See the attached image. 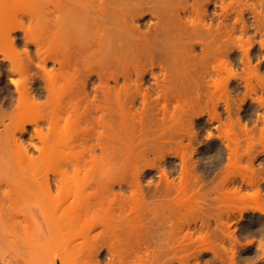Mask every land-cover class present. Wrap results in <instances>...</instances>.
<instances>
[{
  "label": "bare ground",
  "instance_id": "bare-ground-1",
  "mask_svg": "<svg viewBox=\"0 0 264 264\" xmlns=\"http://www.w3.org/2000/svg\"><path fill=\"white\" fill-rule=\"evenodd\" d=\"M32 1H37V3L40 4H42L41 1L43 2V0H39V2L38 0H0V38L2 36L0 40V162L2 163H0V166L1 169L4 167L6 168L5 170L3 169V174H12V171H15L17 166H20L17 168V170L20 169L19 173H17L18 171H15L16 175H13L18 177L21 182H29L31 184L30 187H26L27 193L24 192L26 194L24 197H41L39 201L43 200L44 197L46 199L44 198L45 200L41 201L42 203H40L36 212L30 209H22L20 211L14 212V205H16L15 201L22 197L19 196L18 198L17 195H23V191H21L22 194H19L20 191L19 193H15L11 190L0 192V221L2 224L4 223L7 225L5 218L8 216L14 218L15 213H17L16 215L21 214L22 217H36V215H38L41 218H46L47 216L49 217V215L57 216L59 212H61L59 210L63 209L59 215L66 216L69 225L74 226V223L80 219H83L87 215L88 211H93L91 208L92 205H95V203L92 204V202H89L90 206L89 203H87L83 207L77 206L73 210L70 209H72L76 199H78L77 196H79V198L81 197L82 199L81 194L84 192L83 190L85 187H89L91 184H93L94 170L96 169L95 166L99 164V160L100 162L104 161L100 164H104L106 162L104 166H107L108 161L111 162L110 157L114 152L109 151L110 140L116 137L119 138L120 135H122L120 133L121 131L128 132L124 134V136L127 138H125V143L127 145L124 142L123 144L125 146H133V144L136 143L135 145H137L138 142L140 143L144 139L142 137L139 139L138 135L136 139L134 138L136 141L139 140L138 142L134 140V143V141L131 140L132 137H129L131 136L129 133L130 122L136 121L137 119L139 125L141 126L140 130H143L145 129L144 126H146L147 123V125L150 123L152 125L155 117H157V112H147L148 110H145V108H143V111L135 110L133 112L131 110V103L133 104L134 102L130 101L131 96L129 92L131 85H134L136 93L133 96L134 100L137 98V95L140 92V87L144 85L145 74L151 72V75L154 79L153 83L156 85L158 90L160 89V92H158V94L155 96L156 104H160L162 99L165 100L160 108L157 107L158 110L161 109L163 111V117L161 120L163 122L162 124H164V121L167 117L166 113L168 112V105L172 99L177 101L175 108H181L185 113L189 112V110H193L194 100L189 97L190 92L186 87H180L178 85V80L185 75L184 74L181 76V72H185L186 64L189 65L191 60L190 58L193 56L195 44L204 43L210 45L215 43L214 45H218L219 49H222V45L217 42L215 37L211 38L212 32L210 30V26H208L206 23H202V26L205 30H198L196 27V21L193 18L189 17L188 15H184L183 19V16L180 15L178 8L175 9V13V11H173V5L167 0H44L46 3L43 2V6L38 9V11L31 10L30 8H27L28 10L24 9L22 5H26L25 3L28 2L33 3ZM187 8L188 7L186 6L182 7L184 14L186 11H188ZM258 15L259 14H255L256 17H258ZM146 19L148 28L145 29L142 27V23H145L144 21ZM240 19L244 23V29L247 30L249 25L245 20L242 19V17H240ZM200 21L202 22V18ZM38 25H42L41 27H43H40V30H43V32L40 31V34L42 35V33H45L46 35H42V37L45 36L44 38H35L34 34L32 35V33H34L32 27L34 29V27L37 28ZM262 26L264 31V21L262 22ZM18 31H22L23 36H19L17 34ZM260 43V46L263 47L264 38ZM241 47L240 49H242L243 54L242 57H240V62L243 65V73L245 72V75H239V84L242 83L246 88H244L246 91H243L244 99L242 98V101H246L247 97H252L251 99L256 102L257 107H254L257 109V120L258 123H262L261 126H258L260 127V130L257 129V131L260 132L259 135H261L262 139H264V73L261 74V69L258 66L253 65L250 47ZM180 55L182 57L181 65L182 68L184 67V70L180 69L181 66H179V59H177ZM146 64L150 66L151 70L147 69L143 73H140V65ZM131 66H134L136 69L137 79H132L131 77ZM157 66L163 69L162 77L155 74L153 71V69ZM212 68V71L208 70L207 72V83L209 88H215L213 89L214 92L212 91V95H210L208 98L211 101L210 103L213 110L212 111L210 109L212 113L210 110V113L208 111L209 115H211L209 120L211 122H221L223 120H221V115L219 114V111H217V103L223 97L219 98L217 95H215V92H217V90L222 86L227 87V83L231 80L230 78L236 77L237 73H234L231 68H227V65L224 62L215 64ZM224 72L227 73L225 83ZM95 75L98 78L97 83L93 81ZM121 77L124 78L125 83L113 88L110 85V82L114 81L119 83ZM5 79H8V81H5ZM12 81H16L17 83L13 84ZM163 83L166 85L162 86L164 85ZM11 86L14 87V89H12ZM152 89L155 90L153 87ZM259 89L261 92H259ZM123 91L125 93V100H122L121 96V92ZM141 95L143 97L142 102L144 107L152 104L151 100L153 98L152 96H148V92H142ZM214 97L216 100L219 99L217 103ZM113 99H115L116 102L115 106L113 105ZM202 112L203 111H201L199 114ZM239 120H241L240 117L238 121ZM14 121L15 124L13 126ZM115 123L121 126L122 129L119 128V131H115ZM192 123L193 122H191L190 128H192ZM221 123L219 124V128H221V126L224 128L220 131H227L224 132L225 134L219 132L217 135L219 138L223 139V141L226 138L227 142V138H229V134L233 126L231 125L232 123H230V130L229 128L226 129L228 124L223 122ZM244 123L242 121L238 123L241 125V133L243 130V134L240 132L239 133L246 137L247 140H245L248 141V143L246 144V141L244 140V144L247 146L251 142H249V140L252 139V135H254L252 134L254 129H251L252 125L249 128L248 123ZM29 125H32V130L29 129ZM45 128H47V131ZM100 128L103 130H100ZM163 129L164 130H162L161 137L157 139L158 142L154 141L153 143L152 139H150L151 141L149 140V144L151 145V148L159 146L162 149L164 154L163 160L165 161L167 156L173 158L175 156L178 157V154L180 155L181 151L178 150V147L175 149L176 146L173 145L174 141L170 137L171 135H168L170 133L167 132L165 128ZM192 129H194V127ZM27 133L29 134V138L25 139L24 135ZM190 133H186L185 135H187L186 137L189 136V138L192 137L191 139H193V136ZM210 134L212 135V133ZM231 134L233 135V133ZM255 135L254 138H258ZM184 136L182 134L179 135L181 139L176 142L177 145H181V140L185 138ZM50 138L52 140L57 138L56 140L61 142L64 141L70 149L69 156L72 155V158H67V164L63 169H61L62 173H58L60 176L57 178V181L59 182L61 176V184L65 183V181L68 179H72L73 183H75L74 195L76 199L74 198V203L71 202L72 200H69V202L67 201L68 199L65 200L66 198H63L61 200H57V202L53 201L51 204L50 199L52 196V188L51 184L49 183L50 179L49 181L47 180L49 177H45L46 183L43 181V183H41V181H39L40 176L38 173H32L33 171L30 169V167H22L24 165L23 162L25 161H29L30 165H28L29 163L27 162V166L32 167L33 163L35 164L39 160L40 162L42 160L41 163H43L47 159H50L52 155L54 157V154H56L55 150L50 149V153L48 152L49 148L46 150L47 146L49 145L48 140ZM94 138L98 140L97 144H92L91 141ZM235 138L239 139L238 136H235ZM235 138L230 136L228 139L230 140L228 141L229 143L224 142L226 145L223 143L224 146H227L226 149L230 148V145L232 147L228 149L230 152H228L229 154L226 156L230 157H228V160H230L228 161L229 163L232 161L231 156L233 154L231 152L234 153L233 148L236 147L232 145L233 142L231 144V141H237ZM242 140L241 142H244ZM37 141L40 142L41 145L40 143L38 144ZM128 141H131L129 142L130 144H128ZM144 141L146 142V140ZM256 141L257 140L255 139V142ZM258 141H260L261 144L263 143L261 142V139ZM252 142L254 143V140ZM237 143L235 142V144ZM250 144L248 146H250ZM256 145H259V143ZM254 146L255 143L252 146L253 150L254 148L258 149L259 147ZM74 148L77 150L79 148L80 150L76 151ZM98 148L102 150L103 157L106 155L104 158L100 156L101 158L99 160L98 157L100 154L97 152ZM249 148L244 147V150L249 149L250 152L252 150L251 146ZM261 149L262 147L258 149L259 152ZM35 150L40 154V157L36 154L38 159L34 154ZM73 150L76 154H73ZM193 150L191 153H193ZM243 152H245V155H247V151ZM51 153L52 155H50ZM182 154V157H180L182 160L180 163L179 180H176L177 177L171 178L173 175V170H171V167H166L167 165L165 164L166 166L163 165L161 169L160 177L162 182L160 184L162 186L160 188H158L160 185L156 186L157 188L154 193H158L157 195L160 197L159 201H161L160 204L164 205L165 209H173L174 203H177L178 201L177 197L179 194L184 196L188 195L189 198L191 194L194 195V192H196L195 190L198 188L200 189L202 187L201 185L205 183L204 178L202 177L205 174H202L201 176L199 172H197L199 171V169L196 168L197 165H195L197 160L195 161L193 157H183ZM73 155L76 156L73 157ZM217 155L219 154L217 153ZM257 155L255 156L254 154V157H252L250 154L249 157L251 156L250 159L253 158L252 161H254V158L256 159ZM222 157L221 159H223ZM239 158L244 157L240 156ZM250 159L248 158L249 161ZM249 161L247 162L249 163ZM152 164L149 163L147 166L151 167ZM219 164L221 165L220 162ZM246 165L247 164H244L243 167L245 168L242 169L245 170L247 168V170H250H248L250 173H247V171L244 172L241 169L243 172L239 171V176H241L242 184H239L241 186H238V188L235 187L239 191H232L234 196L239 195V197L235 196V198L237 197L238 199H242L245 196L242 191L243 185H245L244 187L248 186L250 189L253 188L252 190L257 187L255 194L260 195V189L258 187L260 181L259 178L256 180V177H254L259 171L255 173L254 168L256 165L253 169H251L252 167L250 165V167H246ZM155 166L156 165L153 164L151 168H154ZM216 167H219V165ZM32 168L34 169V167ZM22 169L23 171L24 169L27 170L26 172L24 171L25 173L23 171L21 172L23 176L20 174ZM70 170L72 175L70 174ZM218 172L224 175L225 171L223 172L221 169L218 170ZM27 173L33 175L29 176ZM253 173L255 174L253 175ZM221 174L217 173L216 175ZM232 176L233 178L236 177V175ZM35 178H37L38 181ZM221 178L218 181H221L222 188L227 187V192H224L228 193L229 186L227 182H229L231 178L229 177V181L228 176L225 177L224 175ZM215 180H217V178H215ZM202 181L204 182L202 183ZM35 182L37 184L38 182L39 184L41 183L40 185H42L43 188L42 186H38L37 189L34 186L36 185ZM44 183L45 185H43ZM199 183L202 184L199 185ZM218 184L220 183L218 182ZM33 186L37 191L34 190ZM143 186V183L140 181L137 182V184L132 189L131 194L129 195L128 201L125 200V194L122 191H120L118 198L113 187L107 186L104 190L107 192L106 199L109 202L116 203L117 208L120 211L119 226H114L115 229H111L112 235L117 237L120 241L122 240L121 235H129L137 231L136 227L127 225V216L136 211V207L140 202H143L147 199L146 196L148 195H146V191L144 190L145 188ZM40 188H42V190ZM222 190L221 193H223ZM36 192H39L40 194H36ZM248 192L247 195H249ZM90 193L88 195L93 194ZM172 194H175V196H171ZM220 195L219 198L215 194V200L213 201H222L224 197H221L223 194L221 196ZM257 195L255 198L258 197ZM248 199L252 198L249 197ZM223 201H225V199ZM95 206L93 207L95 208ZM15 207L17 210L18 206ZM259 207L260 210H262L261 207L263 208V206L261 205ZM68 210H70V212L67 213ZM26 217L25 219H27ZM13 218H11V220H13ZM18 219H16V224L14 223V220H10L12 222L11 225H14L12 232H16L17 226L20 225V221H18ZM90 220L87 221V223L90 224L88 226L89 228L95 227L97 222V225L104 223V226H107L106 222L101 221L100 224L96 219L93 223ZM194 222L197 223L196 220ZM203 222L201 223L202 226ZM262 222H260V230L263 231L264 224H262ZM222 223L223 222L220 224L222 225ZM224 224L228 226L227 223ZM224 224L222 227L226 226ZM251 224H253V222H251ZM6 225L1 227L2 225L0 224V232L2 233L4 230V233H0L2 236L6 235ZM188 225H190V223H188ZM143 226L145 231L144 234H136V240L138 243H141L142 246L137 248L132 246L128 247V244H125L124 242L119 243L117 247L111 245L109 252L111 254L110 259L112 264H115V261H118L119 264H126L127 261L130 263L133 262V264H157L162 258L166 256V252L162 250L158 244H150L151 226L148 218L147 221L144 222ZM171 226H173V224ZM204 227L205 226H203V228ZM222 227L220 230H223ZM227 229L228 228L225 227L223 230L224 232H221L225 234ZM229 229L226 233L228 237L232 234L230 233ZM250 229L251 228H249V230ZM231 237L236 239L234 235H231ZM4 238L0 237V246L4 241L7 242V239L5 238L4 240ZM204 239L205 238L203 237V241ZM205 247L208 246L205 245ZM208 248H210V245ZM207 249L203 248V250L206 251ZM213 250L214 249L212 248L213 253L214 251L216 252V250ZM3 252L4 251H2V253ZM214 256L217 257L216 260L218 259L221 262L223 261L222 257L217 253H214ZM232 257L233 260L235 255ZM83 260L81 261V264H89L91 262L94 264L95 262L96 264H101V259L99 257H96V259L93 260L94 262L92 259H85V262ZM86 261H89V263ZM164 264L172 263L168 262Z\"/></svg>",
  "mask_w": 264,
  "mask_h": 264
},
{
  "label": "rangeland",
  "instance_id": "rangeland-1",
  "mask_svg": "<svg viewBox=\"0 0 264 264\" xmlns=\"http://www.w3.org/2000/svg\"><path fill=\"white\" fill-rule=\"evenodd\" d=\"M167 1H169V3L173 5V11H175V9L178 8L180 15L183 16V19H184V15H188L189 17L193 18L196 21L197 24L196 27L198 30L201 31L205 30L204 27L202 26V23H206L208 26H210V30L212 32L211 38L215 37L217 39V42H219L222 45V49H219L218 45H214L215 43L210 45L204 43L195 44L193 56L190 58L191 59L190 63L189 65L186 64L185 72L183 71L181 72V76L184 74L185 75L184 77L180 78L178 80L179 83L178 82L177 83L180 87L184 86L189 90L190 92L189 97L194 100L193 110H189V112L185 113L183 112L184 111L183 109L177 107L175 108L177 101L175 99H172L170 100L168 105L166 120L164 121V124H162L163 122L161 118L163 117V111L161 109L158 110L157 107L160 108L161 105L165 102V100L162 99L160 104H156L155 96L158 94V92H160V89L158 90L156 85L153 83L154 79L151 75V72L145 74L144 85L140 87V92L138 93L137 98L134 100H133L134 98L133 96L136 93H135L134 85L131 83L132 85L129 92L131 96L130 101L131 102L134 101L133 104L131 103V110L133 112L135 110L143 111V108H145V110H148L147 112H151V111L152 113L157 112V117H155L152 125L151 123L147 125L148 124L147 123L146 126H144L145 129L143 130H140L141 126L139 125L137 119L136 121H132L129 124V129H130L129 133L131 135L129 137H132L131 140L134 141L139 135V139L140 137H142L144 140H146V142L144 140L143 141L140 140L142 142L139 143L138 142L139 140L137 141L135 140L136 142H138L137 145H135L136 143L134 141L135 144H133V146L132 145L125 146L123 144V142L124 143L126 142L125 140L126 137L124 136V134L128 132H122V131L120 132L122 135H120L119 138L116 137L110 140L109 151H112L114 153L111 155L110 157L111 162L108 161L107 166H104L106 162L104 164H100L101 162L104 161L100 162L99 159L101 157L104 158L106 155L103 157L102 150L100 148L97 149V152L100 154L98 157L99 164L95 166L96 169L94 170L93 184H91V186L89 187H85L84 190L82 189L84 191L81 194L82 199L81 197L79 198V196H77L78 199H76L74 195L75 183H73L72 179H68L67 181H65V183L61 184L62 183L60 182L62 178L61 176L59 182L57 181L58 180L57 178H59L60 176L58 173H60L61 169H63L66 166L67 158L69 157L72 158L71 157L72 155L69 156L70 149L68 148V145H66L64 141L61 142L56 140L57 138H55V140H52L50 138L48 140L49 145L47 144L48 146L46 150H48V148H49L48 152L49 151L51 152L50 149L55 150L56 154H54V157L52 155L53 153L52 152L50 154L52 155L50 159H47L43 163H41L42 160L41 162L40 160L37 162L38 159L37 155H39L40 157V154L35 150L34 154L35 155L37 154L36 155L37 163L35 164L33 163V165L35 166H33L32 164L31 165L32 167H34L36 171L31 166H27V162L29 163V161L27 162L25 161L26 163L23 162V164L26 166L23 165L22 167H28V168L30 167V169L33 171L32 173L34 172L38 173L40 176L39 178L41 179V180L39 179V181H41V183L43 182L46 183L45 179L49 177L47 178V180L49 181L50 179L49 183L51 184V188H52V193H51L52 196L50 199L51 204L53 201L57 202V200L59 199L61 200L63 198H66L65 200L68 199L67 201L72 200L71 202H73L75 198L76 205L74 204V206L70 210H73L77 206L83 207L89 202H92V204L95 203L96 206L92 205L91 210L93 211L91 212L88 211L89 214L87 213V215L83 219H80L79 221L74 223V226L69 225L66 216L59 215L61 214L63 209L59 210L61 212H59L57 216L49 215V217L47 216L46 218H41L38 215H36V217L35 216L22 217L21 214L16 215L17 213H15L14 218L11 216L8 217L5 216L6 217L5 222L7 223V225L4 223L3 225L1 221L0 224L2 225L1 227H4L6 225L5 227L6 235L3 236L1 235L2 233H4L3 230L2 233L0 232L1 233L0 237L3 238L5 237L7 239V242L2 241L3 244L1 243L2 245L0 246V251H1L0 255L1 254L3 255V253L5 251L6 252L3 256L1 255L2 258L0 256V262H1L0 264H81V261L83 259L84 260L92 259L93 261L96 259V257H99L101 259V264H112L110 259L111 254L109 252V248L111 247V245L117 247L119 243L124 242L125 244H128V247L132 246L134 248H137L142 246L141 243L137 242L136 234H140V235L144 234L145 231L143 224L145 221H147V218L151 226L150 244L151 245L153 243L158 244L159 247L166 252V256L162 258L157 264H164L168 262H171L172 264H264V253H263L264 230L263 231L260 230L261 227L260 222L263 221L262 224H264V211H263L264 208L263 179L264 178H262L264 177L263 176L264 175V152H263L264 139H262L261 135H259L260 132L257 131V129L260 130V127L258 126H261L262 123H258L257 109H255V107H257L256 106L257 104L255 101H253V99H251L252 97H249L251 100L247 97L246 101L245 100L242 101V98L244 99L243 91H246L245 90L246 88L245 86H243L242 83L239 84L240 82L239 75L241 74L245 75V72L243 73V65L240 62V57H242L243 54L242 49H240L241 46H245L246 48L250 47L253 65L258 66L261 69L260 70L261 74L264 73V46L263 47L260 46L261 45L260 42L264 38V31L262 26V22L264 21V0H167ZM43 2L41 1L42 4L37 3V1L33 3L28 2L25 3L26 5L23 4L22 6L24 7V9L30 8L31 10L38 11V9H40L43 6ZM44 3H46V1ZM185 6L188 7L187 8L188 11H186V13L184 14L182 7ZM255 14H259L258 17H256ZM240 17H242V19L245 20L246 23L249 25V28L247 30L244 29L243 27L244 23L240 19ZM201 18H202V22L200 21ZM147 19L144 21L145 23H142V27L145 29L148 28V25L146 24ZM41 26L38 25L39 28L34 27V29L31 26L32 30L34 31L32 35L34 34L35 38L38 37L44 38L45 36L42 37V35L43 34L46 35L45 33H42V35L40 34ZM41 32H43V30ZM17 34L19 36H23L22 31H18ZM177 59H179V66H181L180 69L184 70V67L182 68L181 65L182 62L181 55ZM220 62H224L227 65V68L229 67L232 69L234 73H237L236 77L230 78L231 80L227 83V87L222 86L217 90V92H215L216 93L215 95H217L219 98L223 97L219 102H218L219 99L216 100V98L218 97L216 96H215L216 98L214 97L216 103L218 102L217 111H219V114L221 115V120H223L221 122L228 124L227 125L228 127L226 126L227 127L226 129L229 128L231 130L230 127L231 125L233 126L232 128L233 132L231 130L229 134V138L230 136L232 138L238 136L239 139L241 140L243 139L242 141H244L246 137H244V135H241L243 134V130L241 133L240 131L241 125L238 123H240L241 121L243 123L245 122L244 124L248 123L249 128L252 125L251 129H254V131L252 130L250 131H252V134L254 135L256 132L255 136H257L258 138H254V135H252L253 137L251 136L252 139L250 140L248 138L249 136L247 138L249 142L250 141L252 142L254 140L255 143L254 147L256 146H259L260 148L262 147L260 152L258 150L260 149L259 147L258 149L254 148L253 150L252 146L254 143L250 142L252 144L251 145L249 143L252 149L250 151L252 153H250L249 152L250 146H248L249 144L246 146V144L248 143V141H246L247 139L245 140L246 144H244L245 141L241 142V140L235 138L237 139V141L235 140V142L236 143L238 141L239 142L237 143L238 144L237 145L235 144L234 141H231V144L233 142L232 145L236 147L233 148L234 153L231 152L233 155L230 154L233 156V158L231 156L232 161L230 163L228 162L230 161L228 160L230 157L228 156L229 157L228 158L226 156L229 154L228 152H230L228 151V149L232 147L230 145V148L226 149L227 146H224V144L230 140H228L229 138H227V142H226V138H225L223 141V139L219 138V136L217 135L219 132H222L223 134L227 130L220 131L224 128L222 126L221 128H219L220 127L219 124L221 123L220 121L211 122L209 120L211 118V115H209V113L212 110V106L210 103L211 101L208 98L210 97V95H212V91L215 88L213 89L209 88V85L207 83V77H208L207 72L208 70L212 71L213 65L218 64ZM139 69H140L139 72L143 73L145 70L150 69V66L148 64L140 65ZM153 71L155 72V74L160 75L162 77L163 69L157 66L153 69ZM130 72L132 79H137V72L134 66L130 67ZM226 77H227V73L224 72V83L226 82ZM6 80L8 81V79H5V81ZM93 81L95 83L98 82V78L96 77V75ZM124 83L125 80L123 77H121L119 83L111 81L110 85L113 88H115L118 85H123ZM165 85L166 84L162 86ZM152 87L155 90H153ZM12 89H14V87H12ZM142 92H148V96H152L153 98L151 100L152 104L144 107L142 102L143 97L141 95ZM259 92H261L260 89ZM124 94H125L124 91L121 92L122 100H125ZM115 103H116L115 99H113L114 106ZM201 111L203 112L199 114ZM239 117L241 120L238 121ZM191 122H193L192 128L194 127V129L190 128ZM230 123L232 124L230 125ZM14 124L15 121L13 122V126ZM32 128H33L32 125H29V129L32 130ZM119 128L122 129L121 126L115 123L114 124L115 131H119L120 130ZM163 128H165V130L170 133L168 135H171L170 137L174 141L173 145L176 146L175 149H177L178 147V150L181 151L180 153L181 154L183 153L182 154L183 157L184 156L188 158L193 157L195 161L197 160L195 164L198 166V167L196 166V168L199 169V171L197 172H199L201 176L202 174L206 175V176L204 175L205 177L202 176L204 178L205 183H203L204 181H202L203 183V184L201 183L202 185L199 183V185L202 186L200 189L198 188L200 191L198 189H197L198 191L195 190L197 193L194 192V195L191 194L192 196L190 195L189 198L188 195H186L187 197L180 194L178 195L177 197L178 201L173 205L174 210L170 208H169L170 210L165 209L164 205L160 204L161 201H159L160 197L159 195H157L158 193L156 194L154 193L157 188L156 186L160 185L158 188L162 186L160 184L162 182L160 176L163 165L166 164L167 165V166L165 165L166 167L169 168L171 167V170H173L172 171L173 175L171 174L172 175L171 178L177 177L176 180H179L180 163L182 160L180 159V157H182L181 154L180 155L178 154V157L175 156L174 158L167 156L165 162L163 160L164 154L162 149L159 146H155L154 148H151V145L149 144V140L152 139L153 143L154 141L158 142L157 139L161 137L162 130H164ZM45 129L47 131V128ZM100 130L103 129L100 128ZM190 132H192L193 134ZM186 133H190L193 136V139H191L192 137L189 138V136L186 137L187 136L185 135ZM210 133H212V135ZM231 133H233V135ZM181 134L183 136L185 135L184 136L185 138L181 140L182 142L181 145L179 146L176 144V142H178L181 139V137H179V135ZM238 134L241 136H239ZM24 138L28 139L29 134L28 133L25 134ZM255 139L257 140L256 141L257 143L255 142ZM260 139L261 142H263L262 144L260 143V141H258ZM93 140L91 141L92 144L93 143L97 144L98 140L96 138H94ZM129 142L131 141H128V144H130ZM39 143L40 142H38V144ZM258 143L259 145H256ZM244 147L245 148L247 147L249 149L244 150ZM79 148L78 150H80ZM75 150L78 151L77 149ZM192 150L193 153H191ZM243 151H247L248 156L245 155L246 153ZM217 153L219 155H217ZM248 153H250L252 157H254V154L255 156L257 154L259 155H257L256 159L254 158V161H252L253 158L250 159L251 156L249 157L250 154ZM73 154H76L74 150H73ZM74 156L76 155H73V157ZM240 156L244 158H239ZM221 157L223 159H221ZM248 158L250 159V161L248 160ZM247 161H249V163ZM219 162L221 163V165L219 164ZM149 163L151 164L153 163L156 166L154 168H151L153 165L152 164L151 167L150 166L148 167L147 164L149 165ZM243 163L247 164L246 167L249 166L251 163L250 165L252 167L251 169H253L254 166L256 165L254 170L255 173L259 171L258 172L259 175L258 173H256L257 175H255L254 177H256L255 178L256 180H258L259 178L260 182L258 184V187L260 189V193H259L260 195L255 194L257 187L254 188V190H252L253 188L250 189L248 186L244 187L245 185H243L242 191L243 194L245 195L244 198L245 197L246 198L238 199L236 197L237 198L236 199L235 196L239 197V195L234 196L233 190H235V192L239 191L236 188H238V186H241L239 184H242L241 176H239V171L241 172L247 171V173L250 171L249 169L248 171L247 168L243 170L245 168L243 167L244 165ZM28 165H30V163ZM218 165L219 167H216ZM19 167L20 166H17V168ZM17 168L15 171L16 172L18 171L17 173H19L20 169L17 170ZM3 169L5 170L6 168L4 167ZM3 169H1L0 166V192L11 190L15 193L16 192L19 193L20 191L19 194H22L21 191H23V195H17L18 193L15 194L17 195L18 198L19 196L22 197L18 199L19 201L16 200L18 202L15 201L16 204L14 205L15 211L12 208L13 211L17 212L22 209H30L36 212L39 208L40 203H42L41 201L45 200L46 198L44 197L45 199L43 198V200L41 201H39L41 197L37 198L33 196L35 198H32L31 196H27L25 198L24 197L26 196L25 193H27L26 187H30L31 184L29 182H25V183L21 182V180H19V178L15 176L16 174L14 170L12 171V174H3L4 172ZM25 169L24 171L26 172L27 170ZM221 169L223 170V172L225 171L224 172L225 177L228 176V181L231 178L233 182L232 183L231 180L227 182L229 186L228 193H225L227 192L226 190L227 187L222 188L221 181H218L222 176H224L221 173H219L220 171L218 172V170ZM22 171L23 169L20 171V174ZM217 173L221 175H216ZM255 173H253V175ZM35 174L34 176L36 177ZM70 174L72 175L71 170H70ZM28 175L30 176L33 174L29 173ZM232 175L234 176L236 175V177L233 178ZM215 178H217V180H215ZM232 178L234 179V181ZM149 180L151 181V183H149ZM240 180L241 182L239 183ZM139 181L144 185L143 187L145 188L144 189L146 191L145 193L146 195H148L146 196L147 199L144 200L143 202H140L136 207V211L132 212L131 214H129V216H127V225L136 227L137 231L133 232V234L121 235L122 240L120 241L118 240L117 237L113 236L111 232L112 228L115 229L114 226L115 227L119 226L120 211L117 208L116 203L109 202L106 199L107 192L104 190L107 186L113 187L118 198L120 191H122L125 194V200L128 201L132 189ZM218 182L220 184H218ZM45 183L43 185H45ZM38 184L36 183V185L34 186L36 188L38 186L40 187L42 186ZM35 187L34 190H36ZM42 188L40 189L42 190ZM219 188L221 190L223 189L222 190L223 193H221V190ZM218 191L221 195L222 194L225 195L221 196L218 193ZM39 192L38 193L36 192V194H40ZM90 192L93 194L88 195ZM247 192L249 195H247ZM253 193L255 194V196L257 195L259 198L258 197L255 198ZM215 194L218 197L219 195L222 198L224 197L223 199L221 198L222 201H213L215 200V196H214ZM226 194L229 196H227ZM171 196H175V194L174 195L172 194ZM249 197L252 199H248ZM224 199L225 201H223ZM261 205L263 206V208L261 207L262 210H260L259 207ZM15 206H18L17 210ZM93 206H95V208ZM70 210H68L67 213L70 212ZM25 217L28 220L25 219ZM11 218H13V220L15 218L16 219L19 218L18 221H20V225L18 223L19 226H17L16 232L15 231L12 232L13 231L12 228L14 225H11L12 223L11 221H13L11 220ZM16 219L14 220L15 224L17 221ZM87 219L88 220L91 219L90 221L92 223L95 222V219L98 220L99 223L101 221L106 222L107 226H104V223L103 224L100 223L101 225H97L98 222L96 221L97 222L96 226L89 228L88 226L90 224L87 223L88 221ZM195 220L198 224L194 222ZM202 222H203V226H205L204 228L201 224ZM221 222H223L222 225L224 223L228 224V226L226 224L224 225H226L225 226L226 228L228 229L230 228L229 231L230 233H232L231 235H234L236 239H233L232 238L233 236L231 237V235L229 237L228 235H226L228 229L226 230L225 234L223 233L225 227H222V225L220 224ZM251 222H253V224H251ZM188 223H190V225H188ZM172 224L173 226H171ZM221 227L223 228V230H220ZM249 228L251 229L249 230ZM203 237L206 239V241L205 239L203 241ZM205 245L208 247L210 245V248L212 247L214 250H216V252L213 250L214 253L220 255L223 261L221 262L218 259L216 260L217 257H215L216 254L214 256V253L212 252V248L210 249L208 247H205ZM203 248L204 249L208 248V249L206 251L203 250ZM2 251L4 252L2 253ZM233 254L235 255V257L232 260L233 258L232 256H234ZM87 263H89V261ZM114 263L119 264L118 261H115ZM89 264H94V263L91 262ZM126 264H133V262L130 263L127 261Z\"/></svg>",
  "mask_w": 264,
  "mask_h": 264
},
{
  "label": "snow or ice",
  "instance_id": "snow-or-ice-1",
  "mask_svg": "<svg viewBox=\"0 0 264 264\" xmlns=\"http://www.w3.org/2000/svg\"><path fill=\"white\" fill-rule=\"evenodd\" d=\"M13 84L17 83L16 81H12Z\"/></svg>",
  "mask_w": 264,
  "mask_h": 264
},
{
  "label": "clouds",
  "instance_id": "clouds-1",
  "mask_svg": "<svg viewBox=\"0 0 264 264\" xmlns=\"http://www.w3.org/2000/svg\"><path fill=\"white\" fill-rule=\"evenodd\" d=\"M149 183H151V181L149 180ZM259 250V249H258Z\"/></svg>",
  "mask_w": 264,
  "mask_h": 264
}]
</instances>
